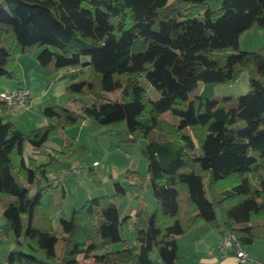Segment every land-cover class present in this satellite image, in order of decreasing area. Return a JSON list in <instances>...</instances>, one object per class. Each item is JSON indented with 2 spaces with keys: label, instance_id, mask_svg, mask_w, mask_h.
Wrapping results in <instances>:
<instances>
[{
  "label": "trees",
  "instance_id": "1",
  "mask_svg": "<svg viewBox=\"0 0 264 264\" xmlns=\"http://www.w3.org/2000/svg\"><path fill=\"white\" fill-rule=\"evenodd\" d=\"M253 26L264 30V0H0V77L26 88L17 70L25 53H36L43 75L87 71L66 85L73 97L43 107L45 122L28 132L1 117L9 107L0 101V206L16 246L7 264H174L176 236L199 221L242 245L264 239V45L238 47ZM241 73L246 93L214 96ZM85 118L146 139L152 210L120 216L126 188L115 181L54 225L65 189L52 174L88 147L75 137L58 148L47 141Z\"/></svg>",
  "mask_w": 264,
  "mask_h": 264
},
{
  "label": "rangeland",
  "instance_id": "2",
  "mask_svg": "<svg viewBox=\"0 0 264 264\" xmlns=\"http://www.w3.org/2000/svg\"><path fill=\"white\" fill-rule=\"evenodd\" d=\"M263 45L264 30L256 26L247 29L239 36L238 47L241 50H257ZM87 58V55L82 56L83 60ZM17 61L19 78L29 87L33 99L28 109H21L20 119L17 121L18 128L23 132H28L30 129L43 124V107L56 103L64 104L73 97L66 91V85L72 81L69 74L72 67H61L56 73L43 75L35 69L36 53L20 54ZM78 69H83V67H78ZM86 74L87 71L77 70L74 74L77 76L75 80L84 78ZM5 80L9 84H13L12 80ZM249 88L247 74L241 73L231 83L216 85L213 90L214 96L220 98L222 95L237 96L244 94ZM154 91L156 94L151 96L155 98L158 96V91ZM148 92L150 93V91ZM107 94L111 98H117L118 90L110 91ZM79 99L90 101L91 97L84 95L80 96ZM162 116L168 120L171 119L169 112L163 113ZM66 137H75L81 144L88 147V153L78 162L71 161L73 165L78 166L81 173L61 180L65 189V199L60 211L54 217L56 227H59V216L68 217L72 208L79 207L88 197L112 193L115 181L120 182L126 188V193L117 202V210L120 216L132 213L139 207L147 210L154 208L155 200L151 194L150 184L146 179L147 162L141 153V147L146 139L139 138L135 142L126 140L127 130L124 123L100 124L94 119L85 118L65 127L60 134L52 136L47 141V145L58 148L62 138ZM31 152V145L25 142L23 155L26 156ZM36 157L38 160L42 159L41 155ZM95 160L97 164H94ZM54 174H52L53 177ZM127 236L130 243L135 241L131 227ZM12 242H14L13 236L0 206V264H7L6 254L9 250L16 248ZM122 246V242H117L113 243L111 248H121Z\"/></svg>",
  "mask_w": 264,
  "mask_h": 264
},
{
  "label": "crops",
  "instance_id": "3",
  "mask_svg": "<svg viewBox=\"0 0 264 264\" xmlns=\"http://www.w3.org/2000/svg\"><path fill=\"white\" fill-rule=\"evenodd\" d=\"M77 70L86 72V69L72 67L69 71L72 79L77 77L74 75ZM66 71H68V69H66ZM1 78L0 91L16 86L14 83L9 84L5 79ZM23 85L29 91L26 106L23 107L16 105L9 107L6 111L1 113V117L3 119L14 122L17 127V121L20 119L19 115L21 113V109H28L33 100L29 87L24 82ZM149 90L151 91V94H156L151 86H149ZM68 163L73 164L71 161H68ZM220 236L221 232L219 228H215L204 221L197 222L189 230L176 236L178 257L174 264H257V261L264 262V239H256L252 243L242 245V249L246 253V257L238 258L236 257L234 251H220L217 249V243ZM91 259L92 258H87L84 260L85 262L92 263L93 259L92 261Z\"/></svg>",
  "mask_w": 264,
  "mask_h": 264
},
{
  "label": "built area",
  "instance_id": "4",
  "mask_svg": "<svg viewBox=\"0 0 264 264\" xmlns=\"http://www.w3.org/2000/svg\"><path fill=\"white\" fill-rule=\"evenodd\" d=\"M29 96V91L27 88L22 87H13L3 91H0V101L5 102L8 107H13L16 105L25 106ZM94 164H97V161H94ZM80 169L77 165L70 164L67 167H63L58 170L54 177L58 179H64L80 174ZM217 249L220 251L231 250L235 252L236 257L245 258L246 253L242 249V244L237 239L235 234L226 230L221 233L220 239L217 243ZM257 264H264L262 261H257Z\"/></svg>",
  "mask_w": 264,
  "mask_h": 264
}]
</instances>
